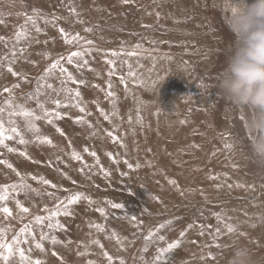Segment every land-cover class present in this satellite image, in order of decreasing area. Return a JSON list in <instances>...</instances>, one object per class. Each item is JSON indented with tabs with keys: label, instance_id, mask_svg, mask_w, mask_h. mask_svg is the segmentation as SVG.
I'll return each mask as SVG.
<instances>
[{
	"label": "rangeland",
	"instance_id": "obj_1",
	"mask_svg": "<svg viewBox=\"0 0 264 264\" xmlns=\"http://www.w3.org/2000/svg\"><path fill=\"white\" fill-rule=\"evenodd\" d=\"M96 1L0 0V125L6 136L13 137L4 141L6 147L0 145V160L6 161L0 164V190L9 187L8 200L0 202V205L12 210L11 217L0 213L4 241L12 243L14 237L20 238L19 247L24 249L25 255L32 260H40L42 264H110L105 253L113 258L111 264H120L121 260L124 264H230L237 247L248 249L255 264H264V248H260L259 235L264 229V165L258 164L251 156L245 127L246 113L218 94L217 88L218 76L226 67L236 39L227 25L222 0H191L193 20L196 19L199 25L197 28L189 24L197 31L192 43L194 54H199L196 56L197 64L191 69L188 81H179L165 99L166 104L175 105L170 116L174 120H182L174 126L181 139L186 138L183 132H189L195 118L203 120L200 121L202 131L194 129L188 135L192 138L203 133L207 139V147L201 145L205 147L202 150L205 164L194 175L202 181L193 187L190 194L194 196L190 199L183 195L185 191L178 193L180 190L177 194L162 190L160 195L151 196L135 195L125 189L127 183L123 179L126 173H130L127 172L128 161L126 156H117V152L120 153L122 145L120 134L128 129L129 106L126 99L132 94L134 84H138L136 91H141L142 87L141 83H133L128 76L132 66L146 57L139 52L131 55L125 51L128 47L123 46L128 43L129 22L142 21L144 4L137 0L127 3L125 0ZM183 17L187 16L182 14L178 19ZM36 28L40 31L37 32ZM76 34L79 40L70 44L65 42V35L71 37ZM104 35L112 37V43H103ZM160 46L163 49L157 52L155 61L163 69L164 63L172 60L171 52L176 53L179 48L170 42ZM105 49L114 52L107 53ZM73 51L83 53L79 67L76 63L69 65L60 60L56 69L48 71L60 56L67 57ZM86 56L90 59L84 65ZM111 59L117 61L115 72L114 65L109 63ZM61 66L82 83L65 82L66 74L59 71ZM48 84L52 88H48ZM40 85L46 86L41 100L45 108L61 113L60 117L52 118L51 124L37 110L38 103L32 101ZM12 88L14 91L9 93ZM69 88L73 90L71 96L67 91ZM76 90L81 93L79 98L75 97ZM57 99L61 101L59 107L53 103ZM137 101L147 111V94H141ZM77 103L85 109L84 112L75 106ZM116 103L121 109L120 128L111 136L106 134L102 138L99 133L104 130L92 126L95 121L104 120L110 105L113 108ZM26 111L33 115L25 116L23 113ZM30 123L39 129L38 133ZM12 128L20 135L12 133ZM91 130L95 131L98 142L95 152H92L95 146L89 143V149L95 153L90 156L79 143L85 141L88 133H93ZM61 131L64 135L60 134ZM48 133L51 138L46 137L52 139V144L42 143L37 138ZM21 137L26 141L24 144L19 143ZM9 148L14 151H9ZM22 152L26 155H21ZM92 156L97 161L92 162ZM17 172L30 186L27 190H20L18 195L10 187L20 183ZM33 176L37 179L33 180ZM41 177L50 183H41ZM160 184L163 188L168 187L163 182ZM248 187V195L251 196L240 198L239 193L246 195L244 189ZM76 193L87 199L81 198L70 205V215L61 213L51 221L45 220L43 225L35 222L36 216L48 215L45 208L55 211L61 201L66 203ZM258 199L262 210L261 213L247 215L245 222L248 221L250 226L245 229L244 241L240 233L244 225L237 221L238 211L231 208L244 203L253 205ZM17 200L29 208L28 213L20 211L16 206ZM88 200L93 203L89 204ZM109 201L121 203L124 208L113 209ZM98 208H104L105 214L97 211ZM133 216L136 220L131 219ZM55 222L62 224L63 228L47 226ZM162 224L164 228L160 227ZM25 225L29 232L22 236L20 230ZM228 226L234 231L229 233ZM153 233L149 240L148 236ZM160 236L164 239L160 240ZM53 238L56 243H53ZM176 242H179V247L167 250L169 244ZM36 243L42 245V250L35 247ZM0 254L7 256L6 249H0ZM0 264H20L18 252L6 260L0 259Z\"/></svg>",
	"mask_w": 264,
	"mask_h": 264
},
{
	"label": "bare ground",
	"instance_id": "obj_2",
	"mask_svg": "<svg viewBox=\"0 0 264 264\" xmlns=\"http://www.w3.org/2000/svg\"><path fill=\"white\" fill-rule=\"evenodd\" d=\"M137 1H140V3L144 4L141 8L142 21L139 23L129 22L127 26L130 29L128 43H126V46L124 45L123 47H128V49H125V51L130 53H144L146 58L145 60L142 58L140 63L134 65L135 67L132 66L128 76L133 81V83H141L142 87L140 88L141 91H136L135 89H138V84H134V90L132 94L130 97L128 96V99H126L129 106L128 126L126 125L128 129L120 134L122 145L120 148V153L117 152V156H126L128 161L127 172L130 171V173H126L125 178L123 179L124 183H127L125 189L133 192L135 195L151 196L160 195L162 190L164 193L171 190L174 194H177V192L180 190L178 193L185 191L183 195H186L190 199L191 196H194L190 194L193 187H197L199 182L202 181V179H198L197 177L195 178L194 175H197V172L200 171L205 164L203 161L202 150L207 147L205 146L207 145V139L203 133L199 135L196 134L194 137L192 136V138H188V135L190 134V131H193L194 129H201L202 131L203 124L201 122L203 120H199L200 118H195L194 124L191 125L190 129L188 128L189 132L187 131V133H185L182 131L186 138L181 139L180 133L177 135V133L174 131V126H177L176 123L182 120H174L173 117L170 116L169 113L175 110V105L166 104L165 99L168 97L167 94L169 90L177 86L179 81H188L190 78L191 69L194 68L196 63V56L199 55L197 53L194 54L192 50L193 40L196 39L197 36V31L194 27L199 28L196 19L193 20L194 6L192 5L191 0H146L145 3L144 0ZM90 5H92V3ZM182 14L187 17H183L179 20L178 17H181ZM189 24L194 25V27H190L191 25ZM137 32L140 33L137 34ZM101 41L103 43H112L113 38L104 35V38ZM166 42H170L174 45L177 44L179 50L175 51L176 53L171 52L172 60L167 61V63L165 62V65L163 66L164 68L162 69V67H159V64L155 61V57L157 52L163 49L160 48V44L162 45V43ZM196 48L198 52V47ZM112 51L113 50L111 49H105L104 52L110 53ZM103 55H105V53H103ZM84 59L88 61L90 57L86 56ZM116 62L117 61L115 59H111V63L114 65V72L116 68ZM155 63L157 64L154 65ZM4 64L8 65L7 62H4ZM158 72L160 75H158ZM44 87L46 86L40 85L38 87V92L32 99L33 102H42L41 100L44 98ZM12 91H14V88L10 89L9 93H12ZM141 94H147L149 103V108L147 111L138 104L137 100L141 97ZM109 96L112 97L111 95ZM85 104L84 107L87 106H85ZM160 105L163 107H160ZM36 108L37 110L39 109L38 104ZM152 109H155L156 111L153 112L151 111ZM39 112L41 111L39 110ZM107 115V119L105 118L102 121L99 119V121H95L94 126H92L95 127V129L101 128L104 130L103 132L99 133L102 138H104L109 132L114 133L117 131V128L119 130L121 123L120 121L122 119L120 104L116 103L113 108L112 105H110ZM91 131L93 133H88V135H86L87 140L85 139V141H81L80 143L78 142L79 146L85 148L87 154L90 156L92 152L96 151V144L98 142L94 135L95 131ZM44 136L50 137L51 135L48 133ZM91 136L93 137L91 138ZM89 143H92V145L95 146V150L92 149V152L88 147ZM201 145L205 147H201ZM95 159V156L91 157L92 162L97 161ZM129 165H131V167H129ZM85 179L87 180V178ZM171 181H175V183H171ZM160 182L168 185V187H161ZM244 193L246 195H241V193H239V197H250L251 195H248L250 193V188L248 187V189H244ZM202 194L204 195L205 193L203 192ZM261 204V200L258 199L257 202L255 200L253 205L244 203V205L237 204L231 208L238 211L237 221H239L240 224L243 223L244 225L243 229L240 230L241 237L244 239V241L246 239L245 231L250 226L248 221L247 223L245 222V219L251 212L261 213ZM219 219H221V216ZM260 231L261 232L259 235L262 242L260 248H264V229L263 231ZM251 242H254V239H252ZM213 245L215 246V244ZM202 246L204 247V245Z\"/></svg>",
	"mask_w": 264,
	"mask_h": 264
},
{
	"label": "clouds",
	"instance_id": "obj_3",
	"mask_svg": "<svg viewBox=\"0 0 264 264\" xmlns=\"http://www.w3.org/2000/svg\"><path fill=\"white\" fill-rule=\"evenodd\" d=\"M227 25L236 37L226 67L218 76V94L246 113L251 156L264 165V0H222ZM230 264H255L237 247Z\"/></svg>",
	"mask_w": 264,
	"mask_h": 264
},
{
	"label": "snow or ice",
	"instance_id": "obj_4",
	"mask_svg": "<svg viewBox=\"0 0 264 264\" xmlns=\"http://www.w3.org/2000/svg\"><path fill=\"white\" fill-rule=\"evenodd\" d=\"M125 2L126 3L129 2V0H125ZM36 31L39 32L40 29L36 28ZM60 31H61L62 34L64 33V30L62 28L60 29ZM86 31H90V29H86ZM64 39H65L66 43L70 44L73 41L79 40L80 37H79L78 34H76L74 36H71V37H69L68 35H65ZM87 43L91 44L92 41H87ZM130 54L134 55V53H130ZM113 55H116V53H113ZM82 56H83V53L80 52V51H73L67 57L60 56V58L55 63H53L50 66L48 71L56 69L58 67V65L60 64V60H65L66 63L69 64V65H71L73 63H76L77 67H79L80 66V58ZM87 63H88L87 60H83V64L84 65H87ZM109 63H111V61H109ZM8 70L12 71L11 68H9ZM59 71L62 74H66V81L65 82L70 81L73 84L82 83V81H77L73 77V74L71 72H69L67 68L61 66L59 68ZM47 87L48 88H52V85L48 84ZM67 91H68L69 95L71 96L73 90L71 88H69V89H67ZM80 95H81L80 91L76 90L75 91V97L79 98ZM109 95H112V93H109ZM37 103H38L39 110L43 113L44 117L47 119V122L49 124L52 123V118L53 117H60L61 116V113H59V112H54V111L47 110L45 108L44 103L39 102V101H37ZM53 103L56 104L58 107L61 106V101L59 99L54 100ZM75 106L79 108L80 112H84L85 111V109L83 107H81L78 103ZM63 107H67V105H63ZM23 114L25 116L33 115L32 112H28V111L24 112ZM105 118L107 119V116H105ZM30 127H32L33 130L36 131L37 133L39 132V129L36 128L34 123H30ZM57 131H60V130L57 129ZM11 132L15 133L17 136L20 135V133L17 132V130L15 128H12ZM60 134L64 135V133L62 131H61ZM108 135L111 136L112 133L109 132ZM12 138L13 137L11 135H7V136L5 135V132L3 130V126L0 125V145H3V146L6 147L7 145L4 144V141L5 140H11ZM37 138L40 139L42 143L52 144V141L50 139H48L47 137L41 138V137L38 136ZM25 142L26 141L23 139V137H21L20 140H19V143L24 144ZM8 150L9 151H14V149H12V148H9ZM21 155H26V154L22 152ZM92 155H95V153H92ZM77 158H79V157H77ZM4 163H6V161L0 160V164H4ZM7 167L8 168H12V165L11 164H7ZM129 167H131V165H129ZM16 175L20 177V183L19 184H13L10 187H11L12 191L15 192L18 195L20 190H27V189L30 188V186L25 182L24 177L21 176L19 172H17ZM105 175H108V173H105ZM31 178L33 180L37 179V177H35V176H33ZM39 180L43 184H49L50 183L49 181L44 180L42 177L39 178ZM171 183H175V181H171ZM53 187H55V185H53ZM8 192H9V187H7V186L4 187L2 190H0V202H5V201L8 200ZM81 198L87 199V197H83L81 193H76V194L72 195L67 200L66 203L64 201H61L60 204H58L56 206V210L55 211H49L47 208H45V211L48 212V215L47 216H43V217L42 216H36L35 217V222L38 223V224L43 225L45 220L51 221L53 219V217L59 216V215H61V213H63V215H70L71 213L68 210L69 206L77 203ZM88 203L91 204L93 202L91 200H88ZM108 204H110V206L113 209H123L124 208V205L121 204V203H113V202L109 201ZM61 205H63V207H61ZM16 206L23 213H28L29 212V208L25 207L23 204H21L19 200L16 201ZM97 211H99L101 214H105L104 208H98ZM0 213L6 214L8 217L12 216V210L9 207H7V206L0 205ZM131 219L132 220H136V217L133 216V217H131ZM47 226L50 227V228H58V229H62L63 228V225L60 224L59 222L49 223ZM95 227L98 228V229L100 228L99 225H96ZM160 227L164 228V225L162 224V225H160ZM20 231H21V235L23 236V235H25V234H27L29 232V227L27 225H25V227L22 228ZM227 231L229 233H231L232 231H234V229L231 226H228L227 227ZM152 235H154V233L150 234L148 236L149 240L152 239ZM181 235H183V233H181ZM3 236H4V230H0V249H6V252H7V256H4L3 254H0V259H5L6 260L8 257L13 256L15 254V252H18L20 264H42V262L40 260H32L28 256L25 255L24 249L19 247V245L21 243V239L20 238L14 237L12 243H6L4 241V239H3ZM43 238L44 237L41 234V239H43ZM159 239L163 240L164 237L160 236ZM24 242L27 243L26 240ZM53 243H56V240L54 238H53ZM93 243H98V242L97 241H93ZM14 246H15V251H14ZM35 247L42 250V245L40 243H36ZM176 247H179V242H176V243H173V244H169L167 250H171V249L176 248ZM167 250H165V251H167ZM105 256L107 257V259L109 260V262L111 264V261H112L113 258L111 256H107V253H105ZM120 264H124L123 260H121Z\"/></svg>",
	"mask_w": 264,
	"mask_h": 264
}]
</instances>
